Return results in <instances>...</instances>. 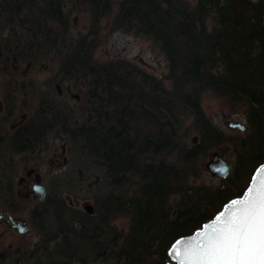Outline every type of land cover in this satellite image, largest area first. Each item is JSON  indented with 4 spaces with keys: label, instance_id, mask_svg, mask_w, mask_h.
Masks as SVG:
<instances>
[{
    "label": "trees",
    "instance_id": "trees-1",
    "mask_svg": "<svg viewBox=\"0 0 264 264\" xmlns=\"http://www.w3.org/2000/svg\"><path fill=\"white\" fill-rule=\"evenodd\" d=\"M67 1L0 0V7L8 21H22L35 33L48 22L64 32L73 12ZM77 2L86 4L88 28L61 60L57 77L85 84V116L72 125L68 109L40 99L18 140L23 149L37 143L46 153L49 133L57 129L70 145L71 161H95L111 191L94 197L91 215L50 192L38 217L31 212L29 218L38 242L13 255L28 264H166L172 242L240 196L264 162V0H118L117 10L114 0ZM23 10L36 25L25 22ZM106 18L109 33L123 30L157 47L166 61L162 79L124 58L94 59ZM207 95L245 114V137L225 135L211 123L202 106ZM226 142L237 145L228 177L218 185L196 183L197 162L214 150L225 157ZM14 158L0 157V206L10 209L4 196L13 193ZM69 174L56 177L55 186L66 178L72 183ZM132 177L133 193L116 194L114 188L129 186ZM121 217L128 218L126 229L114 223ZM10 251L0 252V262Z\"/></svg>",
    "mask_w": 264,
    "mask_h": 264
},
{
    "label": "rangeland",
    "instance_id": "rangeland-1",
    "mask_svg": "<svg viewBox=\"0 0 264 264\" xmlns=\"http://www.w3.org/2000/svg\"><path fill=\"white\" fill-rule=\"evenodd\" d=\"M77 1L68 0L66 3V9H73V12L68 16V28L64 32H62L61 26H58L55 22H48L39 34L32 31L28 25H24V28L21 29L23 31L16 26H14L11 33L5 29L0 31L3 38L13 39L10 44L11 47L15 46V40L18 38L20 41L17 45L23 47L21 51L19 46H15L16 52L18 49L19 51L15 55L8 56L5 66L7 71H9L8 76L3 74L0 76V95L4 93L5 83H7V88H11V84L8 81H12L14 86V91H12L15 100L14 113L8 121L7 126L11 122L20 120L22 115L25 117L30 115L32 107L36 105L38 100L45 97L53 99L60 107L68 109V112L72 114L70 115L72 117L70 121L72 125L78 124L84 118L85 113L82 110L81 92L84 91L85 84L74 82L73 80L58 79L55 76L61 60L70 51L74 41L80 34L85 33L88 28L89 15L86 4H79ZM114 1V8L117 10L118 0ZM184 1H187L189 4L195 2V0ZM23 17H25L26 23H31V25L34 23L36 25V21H33V14L28 10H23ZM110 19L106 18L103 21V27L100 32L102 42L94 52V59L97 62H104L115 58H124L137 64L147 74L153 75L157 79H162L167 72L166 61L157 47L149 39L135 36L123 30H114L109 33L107 26ZM11 71L17 72V76L14 74L13 77H10ZM164 83L167 85L166 81ZM202 106L211 123L225 135L246 136L247 128L245 131L240 132L236 129H230L226 125L228 121H235L247 126V119L242 111L238 113L230 112L223 101L212 96L210 97V95L203 98ZM189 126L190 121H186L184 127L189 128ZM186 132V136L190 138L192 135L191 131L187 130ZM61 135L57 129L51 131L49 133L50 148L46 153H41L38 158L26 157L24 155L15 157L14 161L17 164V171L24 173L30 169H35L36 173L41 177L42 182L47 185L51 192L58 194L59 197L64 199V203L74 210L84 211V204L91 203L94 205V197L108 193L111 189L103 184V169L95 161L91 159L86 162V159H84L85 165H82L81 162L71 161L70 145L66 138L60 137ZM236 149L237 145L231 142H226L224 148L221 149L225 151V158L231 164L235 157ZM206 158L197 162L202 170L199 172V177H197L195 182L218 185L221 181L211 176L202 167ZM67 171L73 175L72 183H68V178H66L60 185L61 187L55 186V178L58 176L62 177ZM18 178L15 180L16 184L18 183ZM135 180L136 178L132 177L129 186L125 185L121 188H114L115 193L129 196L134 191ZM17 185L18 187L20 186L19 184ZM1 202L2 197H0V204ZM20 207H22V210L21 213H18V216L29 221V211L32 207L31 202H27L24 206ZM114 223L117 227L126 229L128 218H118ZM30 228L29 233L20 236L12 231L4 232V228L0 226V252L13 251H10L12 254H8L11 256L4 262H0V264H28L22 258L18 261L15 260V257L18 255H13V253L17 247H20L21 250L24 247L31 250L36 242H38L39 237L31 223ZM92 264L103 263L93 262Z\"/></svg>",
    "mask_w": 264,
    "mask_h": 264
},
{
    "label": "snow or ice",
    "instance_id": "snow-or-ice-1",
    "mask_svg": "<svg viewBox=\"0 0 264 264\" xmlns=\"http://www.w3.org/2000/svg\"><path fill=\"white\" fill-rule=\"evenodd\" d=\"M180 244L184 247L178 264H264V177L257 182L253 175L240 198L230 201L201 232L175 241L172 249L179 251Z\"/></svg>",
    "mask_w": 264,
    "mask_h": 264
},
{
    "label": "flooded vegetation",
    "instance_id": "flooded-vegetation-1",
    "mask_svg": "<svg viewBox=\"0 0 264 264\" xmlns=\"http://www.w3.org/2000/svg\"><path fill=\"white\" fill-rule=\"evenodd\" d=\"M6 9L4 6L0 7V31L6 30L10 33L13 31L14 26H16L18 29H23L24 25L22 21H16L14 22L12 19L11 21H8V16L6 15ZM18 16L20 17L19 13L15 14V18L18 19ZM22 19V18H21ZM23 31V30H21ZM12 40H9L2 37V34L0 32V76L3 74L5 76H8L9 71L6 69L7 59L10 55L17 54L15 50V46L17 45L20 39L18 38L16 41L15 46L11 47ZM14 41V42H15ZM13 42V43H14ZM20 47V46H19ZM17 49V47H16ZM21 51L23 47H20ZM58 73V72H57ZM57 73L55 76H57ZM11 76L13 77L14 74L17 76V72L14 73V71L10 72ZM57 78V77H55ZM60 78V77H59ZM58 78V79H59ZM64 80V79H63ZM7 81V80H5ZM9 84H11V88H7V83H5L4 86V93H1L0 95V157H19V156H28L32 158H38L41 154L38 144L35 143V146L27 149H23L20 146V137L22 139L23 132L27 129L25 128V125L28 124V119L30 116L34 113V111L39 107V100L37 101L36 105L32 107V111L30 115L27 117L21 116L20 120L16 122H11L9 126H7L8 121L11 119L14 113V106H15V100L13 96L14 86L12 81H8ZM48 98V97H45ZM34 124V123H33ZM35 126V124L33 125ZM29 127V126H28ZM37 128V127H35ZM29 131V129H28ZM19 139V140H18ZM35 169H30L26 172L17 171L13 178V193L11 195L7 194L4 196V200L6 203L10 206H13L14 208H5L3 206H0V208L4 209L8 214L13 215L15 218H19L21 220L25 221V224H27L30 228L29 221L21 218L18 216V213H21L22 207L25 203L31 202L32 207L29 211V218L31 216L38 217L39 207L42 205L48 195L50 194V189L42 182L41 177L36 173ZM19 177V178H18ZM16 178H18V183L20 186L15 183ZM56 178L54 180L55 184ZM43 184L45 186V196L44 199L41 201L39 199V194H37L35 186ZM6 194V193H5ZM0 226L4 228V232H14L19 234L20 236H24L20 233H18L17 228L13 227L11 223H6L3 221H0ZM31 229V228H30ZM30 232V231H29ZM26 235V234H25ZM1 256V255H0Z\"/></svg>",
    "mask_w": 264,
    "mask_h": 264
},
{
    "label": "water",
    "instance_id": "water-1",
    "mask_svg": "<svg viewBox=\"0 0 264 264\" xmlns=\"http://www.w3.org/2000/svg\"><path fill=\"white\" fill-rule=\"evenodd\" d=\"M226 125L228 128L236 129L240 132H243L246 129V126L241 122L228 121ZM202 167L211 176L218 178L221 182L224 181L228 177V175L230 174V171H231V164L218 151L210 152L209 156L206 158V160L202 164ZM257 169L260 170L259 174H257V171H256ZM253 175H257V182H259L261 177H264V162L257 166V168L253 172L251 178L253 177ZM250 182H251V179H250L247 187L249 186ZM247 187L244 189V191L247 189ZM35 189H36L37 194H39V196H40L39 199L42 201L44 199V196H45V186L43 184H39V185L35 186ZM240 197H241V195L234 197L231 200H229L227 203H225L223 205L222 209L219 212L224 211L225 206L229 205L230 201H232L234 199H238ZM83 209L86 213H88L90 215L94 213L93 205L91 203L84 204ZM217 214L214 216V218L217 216ZM227 215H228V212L225 213L226 217H227ZM213 219L204 223L200 228L196 229L193 233L185 235V236H181V237L177 238L175 241H177V240L186 241L188 238L196 235L198 232H201L203 226L206 224H210ZM0 221L6 222V223H11L13 227L17 228L18 233H20L22 235H25V234L29 233V231H30L29 226L27 224H25L24 220H21L19 218H15L13 215L8 214L2 208H0ZM175 241H173L172 244L170 245V247L168 248V257H169L170 262H168L166 264H178V257L180 255H182V253H183V247H184L183 244L177 245V249H179V251L172 249V245H173V243H175ZM170 251H173V253H174L172 256L169 255Z\"/></svg>",
    "mask_w": 264,
    "mask_h": 264
}]
</instances>
